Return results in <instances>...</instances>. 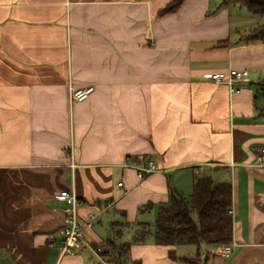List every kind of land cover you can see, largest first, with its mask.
<instances>
[{
    "label": "crops",
    "instance_id": "0c3cea01",
    "mask_svg": "<svg viewBox=\"0 0 264 264\" xmlns=\"http://www.w3.org/2000/svg\"><path fill=\"white\" fill-rule=\"evenodd\" d=\"M171 1L0 0V264H116L103 255L115 235L128 262L185 264L154 229L134 236L197 176L232 186L233 254L211 263L264 264V42L245 44L256 21L220 0L159 16ZM230 70L248 75L208 77ZM70 87L93 92L76 102ZM61 191L92 223L68 255Z\"/></svg>",
    "mask_w": 264,
    "mask_h": 264
},
{
    "label": "trees",
    "instance_id": "16d2710c",
    "mask_svg": "<svg viewBox=\"0 0 264 264\" xmlns=\"http://www.w3.org/2000/svg\"><path fill=\"white\" fill-rule=\"evenodd\" d=\"M184 1L172 0L158 15L177 12ZM220 5L240 6L260 17L262 22L244 37V43L264 42V0H220ZM227 41L217 45H226ZM254 104L258 114L264 117V80L254 85ZM231 209L232 186L229 183H217L210 177L197 176L191 196L186 197L172 190L169 202L158 206L154 242L158 246L170 248L169 256L172 259L177 258L178 247L195 246V256H184L181 259L192 264H212L213 252L206 251L204 245L225 248L232 244L234 230ZM139 225L134 242H143L151 233L149 224ZM118 240L119 237L115 235L105 242L107 250L104 257L116 264H142L140 260L128 262L131 244Z\"/></svg>",
    "mask_w": 264,
    "mask_h": 264
},
{
    "label": "built area",
    "instance_id": "2783aa9c",
    "mask_svg": "<svg viewBox=\"0 0 264 264\" xmlns=\"http://www.w3.org/2000/svg\"><path fill=\"white\" fill-rule=\"evenodd\" d=\"M248 75L247 71L230 70L211 74L208 77L218 83H225L231 85L235 80H239ZM93 92V88H86L75 90L70 87V97L73 101L82 102L88 99ZM258 164L264 166V147L258 153ZM140 177L148 176L156 171V165L149 161L147 166H137ZM122 183L119 184L121 186ZM55 198L59 201L67 202L68 206L64 209V228L62 230L63 243L61 246L62 255L72 254L76 249L84 244L83 230L85 227L92 225L91 220L86 223L81 222L78 217V208L80 206L79 200L74 192L61 191L56 194ZM93 218V216H91ZM223 253L226 257L233 254V244L223 248Z\"/></svg>",
    "mask_w": 264,
    "mask_h": 264
},
{
    "label": "rangeland",
    "instance_id": "374dc122",
    "mask_svg": "<svg viewBox=\"0 0 264 264\" xmlns=\"http://www.w3.org/2000/svg\"><path fill=\"white\" fill-rule=\"evenodd\" d=\"M228 8L230 10H232V12H236V13H242L245 14L246 16H249L250 18H254V20L256 21V25L260 24L262 22V19L258 16H254L252 15L246 8L240 7V6H235V5H228ZM231 39H236V35L235 33L232 32V34L230 35ZM232 45L235 46L236 43H234V41L232 40ZM244 80V79H242ZM241 80V81H242ZM263 104V102H262ZM150 224V229L151 231H153V227H155V222H153L152 224ZM204 249H210L212 252L216 253V249L217 247L212 246V245H204ZM177 253L181 256V255H185V256H189V257H193L196 254V247L192 246V245H188V246H183V247H178L177 248ZM185 264H192L189 262H186Z\"/></svg>",
    "mask_w": 264,
    "mask_h": 264
}]
</instances>
